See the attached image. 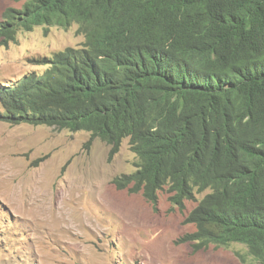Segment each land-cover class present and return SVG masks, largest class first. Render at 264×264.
<instances>
[{"label": "trees", "instance_id": "obj_1", "mask_svg": "<svg viewBox=\"0 0 264 264\" xmlns=\"http://www.w3.org/2000/svg\"><path fill=\"white\" fill-rule=\"evenodd\" d=\"M117 4L28 0L4 11L0 46L39 25L76 23L87 40L0 86V122L89 132L111 158L130 138L138 170L115 178L118 189L157 206L169 186L184 210L195 188H210L182 242L243 243L264 262V0Z\"/></svg>", "mask_w": 264, "mask_h": 264}, {"label": "rangeland", "instance_id": "obj_2", "mask_svg": "<svg viewBox=\"0 0 264 264\" xmlns=\"http://www.w3.org/2000/svg\"><path fill=\"white\" fill-rule=\"evenodd\" d=\"M10 6L22 3L0 0V19ZM85 41L77 27L19 34L0 46V86L43 72L31 59ZM91 137L0 122V264H260L239 244L196 251L182 242L195 230L185 221L198 203L183 211L168 189L157 206L143 192L118 189L115 178L135 171L129 139L111 158L112 147Z\"/></svg>", "mask_w": 264, "mask_h": 264}, {"label": "clouds", "instance_id": "obj_3", "mask_svg": "<svg viewBox=\"0 0 264 264\" xmlns=\"http://www.w3.org/2000/svg\"><path fill=\"white\" fill-rule=\"evenodd\" d=\"M13 2H16V3H22V6L21 7H16V6H10V7H8V8H15L16 10H24V8H25V6H26V4L28 3V0H17V1H15V0H12ZM110 1V3H111V5H112V7L113 8H117L119 5L117 4V2H124L125 4H127L128 2H131L132 0H109ZM117 1V2H116ZM38 27H42L43 28V30H44V33L45 34H49V32L51 31V29L52 28H59V29H62V30H64V31H69L72 27H77V34L78 35H82V36H84L85 37V39L87 40V37H86V35L83 33V32H81V29H80V26H79V24H73L71 27H68V28H63V27H59V26H47V25H39V26H36L33 30H31V31H20V33L19 34H21V33H25V32H33V31H35V29L36 28H38ZM19 34H18V36H19ZM86 42V41H85ZM84 42V43H85ZM84 43L81 45V46H79V47H75V48H82L83 46H84ZM127 139H129V143H130V138H127ZM124 141V140H123ZM123 143V142H122ZM122 145V144H121ZM131 151H132V149H131ZM133 152V151H132ZM133 153H135V152H133ZM136 157H137V161L134 163V167H135V171L134 172H132V173H127V174H123V175H131V174H133V173H135L138 169H137V167L135 166V164L136 163H138L139 162V158H138V156L136 155ZM122 176V175H121ZM165 189H168V193H169V195L172 197V193L170 192V190H169V186H166L162 191H160L159 192V198H160V194L165 190ZM213 191H212V189H210V188H208V189H206V190H204V191H200V189L199 188H195V190H194V195H195V199L194 200H187V201H185V208H184V210L186 209V202H191V201H196L198 204L206 197V196H208V195H210L211 193H212ZM198 195H204L200 200H198L197 199V196ZM170 202H172L171 201V198H170ZM158 203H159V201H158ZM172 204H173V206L174 207H179V206H177L176 204H174V202H172ZM198 204L196 205V207L198 206ZM158 205V204H157ZM195 207V208H196ZM180 208V207H179ZM194 208V209H195ZM194 209H192V210H194ZM183 210V211H184ZM191 210V211H192ZM190 211V212H191ZM190 214V213H189ZM188 214V215H189ZM188 217V216H187ZM189 224H193V223H189ZM193 225H195V224H193ZM197 230V227H196V225H195V230L193 231V232H191V233H194L195 231ZM190 244V243H189ZM232 244H239V245H242V246H244L246 249H247V252H248V254L253 258V259H255V261L256 262H259L260 264H264V262H263V260L261 259V258H259V257H255L254 255H252L251 253H250V251H249V248L245 245V244H243V243H238V242H230V243H219V244H213V245H210V247L211 246H220V247H229V246H231ZM208 249V248H207ZM205 250V249H204ZM239 257H240V255H239ZM244 260H246L245 258H244Z\"/></svg>", "mask_w": 264, "mask_h": 264}]
</instances>
